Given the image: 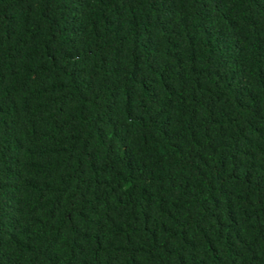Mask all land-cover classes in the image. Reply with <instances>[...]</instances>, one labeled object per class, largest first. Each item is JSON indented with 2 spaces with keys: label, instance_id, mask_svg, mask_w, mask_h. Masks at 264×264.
Returning a JSON list of instances; mask_svg holds the SVG:
<instances>
[{
  "label": "trees",
  "instance_id": "trees-1",
  "mask_svg": "<svg viewBox=\"0 0 264 264\" xmlns=\"http://www.w3.org/2000/svg\"><path fill=\"white\" fill-rule=\"evenodd\" d=\"M0 264H264V0H0Z\"/></svg>",
  "mask_w": 264,
  "mask_h": 264
}]
</instances>
